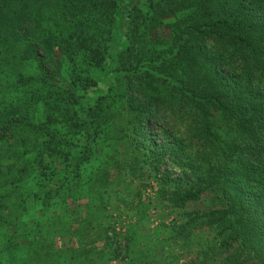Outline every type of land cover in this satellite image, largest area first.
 I'll use <instances>...</instances> for the list:
<instances>
[{"label": "trees", "instance_id": "obj_1", "mask_svg": "<svg viewBox=\"0 0 264 264\" xmlns=\"http://www.w3.org/2000/svg\"><path fill=\"white\" fill-rule=\"evenodd\" d=\"M122 164L195 264H264V0H0V264H110Z\"/></svg>", "mask_w": 264, "mask_h": 264}, {"label": "rangeland", "instance_id": "obj_2", "mask_svg": "<svg viewBox=\"0 0 264 264\" xmlns=\"http://www.w3.org/2000/svg\"><path fill=\"white\" fill-rule=\"evenodd\" d=\"M124 5H127L125 3ZM117 157H127L129 160L132 155L131 149H123L117 147ZM119 157V159H121ZM116 166L110 167L114 169L111 171L110 179L105 182V187L116 185V193L111 195V201L107 208L95 215L96 220L102 222V218L107 215L109 225V235L114 236V244L116 249L112 253V261L110 264H195V252H189L184 248L178 247L172 241L163 240V236H167L164 226H170L174 221L181 225V221L174 219L173 215L165 213L163 207L157 202V194L159 193V184L152 177H143L142 182L132 183L133 181L124 176L125 173L130 172L131 168L124 166L120 167V173H116ZM125 168V169H124ZM175 176L180 174L181 169L168 165L161 169ZM130 179V180H129ZM129 180V181H128ZM130 182V183H129ZM128 183V184H126ZM101 190V188H99ZM85 202V201H84ZM148 204L145 212L140 210L143 208L141 203ZM207 200L202 199L198 202L192 203L188 210L203 211L207 208ZM86 210L80 208V217L84 216ZM168 231V230H167ZM163 235V236H162ZM93 236H91L92 238ZM211 238H207V241ZM83 242V241H82ZM84 241L85 248H94V253L100 250H106L104 241L97 240L95 242ZM69 240L61 238L56 241V245L60 248H68ZM73 245L79 247L78 237H73ZM111 248V247H110ZM112 250V248H111ZM110 252V250H109ZM207 261V262H206ZM200 264H215L212 258L200 261Z\"/></svg>", "mask_w": 264, "mask_h": 264}]
</instances>
